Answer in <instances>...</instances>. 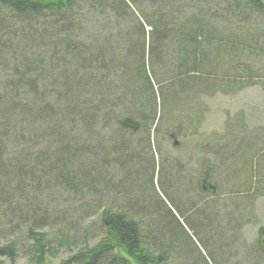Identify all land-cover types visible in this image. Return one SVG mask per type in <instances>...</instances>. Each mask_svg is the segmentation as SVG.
I'll return each mask as SVG.
<instances>
[{"label": "trees", "instance_id": "obj_1", "mask_svg": "<svg viewBox=\"0 0 264 264\" xmlns=\"http://www.w3.org/2000/svg\"><path fill=\"white\" fill-rule=\"evenodd\" d=\"M259 77L262 0H0V231L44 264L58 239L41 230L97 210L102 238L59 264H264L259 239L241 237L264 187L232 168L260 160L264 134L226 121V138L200 135L192 174L171 150L199 134L205 99ZM1 232L0 256L14 259Z\"/></svg>", "mask_w": 264, "mask_h": 264}, {"label": "rangeland", "instance_id": "obj_2", "mask_svg": "<svg viewBox=\"0 0 264 264\" xmlns=\"http://www.w3.org/2000/svg\"><path fill=\"white\" fill-rule=\"evenodd\" d=\"M262 1L264 3V0ZM257 73L258 72L256 71L255 74ZM255 82L258 84L243 89L232 88L230 90V94L218 93L212 98L205 99L202 108V117L200 119L199 134L190 136V133H188L187 136H175L173 142H180L179 148L172 149L169 141L165 139L162 141V147L166 150L171 148L172 152L178 155L182 161L185 162L187 165V167H184L186 174H192V170L189 169L198 168L196 165L195 167L192 166L194 161L199 156V151L196 149L195 145V143L199 140L197 138L202 135L203 139H208L213 142L226 138V121L232 122L235 126H237L239 122L241 127L245 129L246 132H250L251 135L258 136L259 134H264V79L260 80L259 77ZM249 138L254 137L249 136ZM240 150L241 147L238 148V152ZM259 157H261L259 161L256 158L250 165L246 164V167H244L242 163H240L239 166L236 165V167H232L235 171L234 179L241 184V182L248 178L251 173L256 174L258 187L261 188V185L264 187V153L263 156ZM213 161L215 163V173L212 177V182L218 187L219 192L222 195H227V193L229 194L231 192H229L227 188L228 179H225V167L222 168L223 162L220 160V157H214ZM231 172L232 170L229 169V173ZM257 184L254 186L256 187ZM253 187H250V194ZM80 192L81 194L83 193V191ZM46 194L47 193L42 194L41 200L38 201V203L40 205L44 203L49 209H55L56 206L50 203V199ZM100 194L101 193H99V195ZM74 195V199H79L80 194ZM51 197L53 201L58 198L57 194L54 192L51 193ZM68 197L72 196L63 194L62 196H59V199H68ZM90 197H92V195ZM87 199H94L97 201L96 197ZM253 203L254 205L248 214V217H251V222L243 227L241 233V237L247 242H252L257 239L260 241L264 236L258 235L259 227L262 228V231L264 232V195L256 198ZM67 207L68 206L65 203L57 207V209L58 211H64ZM74 215L77 216L73 218V220L71 219L74 226H68L67 230L62 228L52 229L49 226H46L41 230V233H45L51 240L54 238L58 239H55L56 243L53 241V246L55 247L54 253L45 256L46 260L44 264H59L61 260L67 258L71 253L76 252L79 248L84 247L85 245H94L102 238L101 230L97 227L99 217L97 210L88 215L85 211L80 213L77 212ZM78 217H83V220L76 222ZM0 228L8 232V226L5 222L0 221ZM58 232H61V238L56 234ZM1 234L3 236L1 240L2 243L15 240L19 250L14 259H8L7 257L0 256V264H36L35 253L29 248L31 241H26L23 238H20L21 235L16 236L11 232L8 233L9 235L6 237H4L2 232ZM27 248L28 251L26 250ZM240 251H242L243 254V250ZM240 260L241 262L239 263ZM235 263L256 264L248 259L245 261L242 258H237Z\"/></svg>", "mask_w": 264, "mask_h": 264}, {"label": "water", "instance_id": "obj_3", "mask_svg": "<svg viewBox=\"0 0 264 264\" xmlns=\"http://www.w3.org/2000/svg\"><path fill=\"white\" fill-rule=\"evenodd\" d=\"M260 242H261V245H262L263 248H264V236L261 238Z\"/></svg>", "mask_w": 264, "mask_h": 264}]
</instances>
